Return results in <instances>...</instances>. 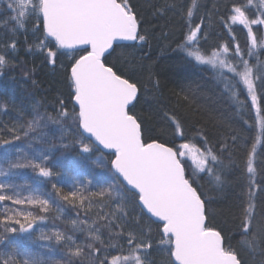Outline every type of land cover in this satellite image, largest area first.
<instances>
[{
  "label": "snow or ice",
  "instance_id": "obj_1",
  "mask_svg": "<svg viewBox=\"0 0 264 264\" xmlns=\"http://www.w3.org/2000/svg\"><path fill=\"white\" fill-rule=\"evenodd\" d=\"M5 4L7 18L3 26L6 27L11 22L12 31L26 30L27 20L33 17L36 19L35 31H41L42 26L43 38L38 39L37 48L40 51L47 49L46 59L50 64L55 63L58 55L65 54L60 50H67L70 54L68 80L74 102L71 113L64 106V100H60V110L56 117L37 114L26 125L10 131L22 132L27 138L48 122L63 127L65 122L71 121L69 127L74 125L79 130V137L74 140V144L79 146L81 155L101 152V157L93 163L102 169L107 168L105 160L108 158L104 156L103 150H109L108 156L112 157V182L105 185L96 180V190H93L95 177L86 182L73 179L67 190L63 185L58 187L57 183L51 185L57 197L84 212V218L81 219L78 213L71 225L73 232L86 233L89 242L78 245L73 235H67L59 229L51 234L41 232L40 239L51 241L54 238L57 244H64L68 256L74 258L68 260L67 264H75L77 260L80 264H85V258L87 264H156L149 259L152 243L147 237L150 229L149 233L143 230L139 234L132 230L126 233L124 225L119 222L128 215L127 199L123 193L130 192L141 212L150 214L149 220L155 218L152 223L157 225L160 234L158 243L164 246L162 251L166 254V259H162L160 264H244L235 249L225 247L222 231L208 226L207 218L212 211L209 205L212 201L202 197L194 178L197 172H208L215 177L217 185L222 187L224 179L222 174L216 173V167L230 168L231 157L225 164L221 155L211 148L201 150L187 142L174 148L155 139L146 142L142 122L132 112L139 99L137 83L130 76L116 70L115 64L108 61V56L115 51V41L148 40L146 34H141L142 20L131 6L130 0H0V6ZM176 7L175 3L165 4L157 12ZM195 7H198L196 0H192L186 11L187 17H192ZM250 8H255L256 13L250 15ZM228 11L227 19L231 25H241L247 29V55L256 56L255 66L250 64L249 59H245V53L238 43L231 52V60L227 45L213 49L210 53H205L198 46L194 47L201 30L199 24L189 29L181 47L187 50L186 54L196 63L210 65L213 70L221 69V76L225 72L231 73L232 88L236 89L232 93L233 97L238 95V86L243 85L251 98L252 106L259 113L261 109L257 103L256 81L264 82V61L259 59L255 50L264 49V39L257 36L252 26H264V0L234 3ZM231 25L226 24V27ZM8 47L14 49L15 42ZM124 62L130 65L129 72L135 71L134 61L125 56ZM7 64L6 55L0 54V68ZM224 78L228 79L227 76ZM156 86H159L158 81ZM170 119L175 125L176 134L183 137L180 121L174 115ZM259 123L264 129V117ZM20 139L19 134L12 137V140ZM235 139L233 137V141ZM12 140H0V145H9ZM255 147L253 144L247 159V172L251 175H255L256 171ZM193 150L195 170L189 176L186 174L184 158ZM226 150L227 146L222 145L221 153ZM20 151L21 149H17V152ZM49 158L48 152L44 150L36 151L31 157L25 153L15 160L5 152L0 155V162L7 167H0V176L11 174L13 169L23 168H30L39 177L49 180L54 176H61V173L53 172L47 166ZM9 187L11 185L0 183V203L10 201L12 205H28L38 208L39 213L44 215L20 208H6L4 212H0V264H49V260L40 253L23 251L15 239L9 238V234L34 231V225L38 226V222L47 220L49 212H59L60 205H54L50 198L45 199L39 194L24 198L18 194H3ZM93 208L99 210L90 221L89 213ZM254 221L255 205L249 203L243 211L240 234L245 238L244 243L252 254L258 253L264 257V222ZM136 223L139 224V219ZM101 228L107 229L109 241L123 240L128 254L102 257V251L114 249L116 245L105 240ZM54 264L61 262L55 261ZM260 264H264V259Z\"/></svg>",
  "mask_w": 264,
  "mask_h": 264
},
{
  "label": "trees",
  "instance_id": "obj_2",
  "mask_svg": "<svg viewBox=\"0 0 264 264\" xmlns=\"http://www.w3.org/2000/svg\"><path fill=\"white\" fill-rule=\"evenodd\" d=\"M175 3L172 10L157 12L165 4ZM198 7L193 8L191 18L187 17V8L192 0H130L131 6L141 18V34H146V42L116 44L115 51L108 56V61L115 64L116 70L124 73L137 83L139 99L132 108L142 122L143 135L146 142L155 139L169 147H177L181 143H189L195 148H211L221 155V160L227 164L229 156L232 166L221 169L216 167V173L222 174L223 186L217 185L215 177L208 172H197L196 185L202 197L211 200L209 207L212 211L207 218L209 227L221 230L224 235L225 247L235 249L244 264H260L264 259L258 253L252 254L246 247L240 232V222L244 208L249 203L255 205L256 222H264V129L259 121L264 117V82L256 81L258 107L252 106V101L243 85H239L236 98L233 97L232 74L224 73L228 79L221 76V69L213 70L210 65H201L186 54L181 45L190 28L201 25L198 32L197 45L205 53L227 45L231 52L238 43L249 59L251 65L257 63L256 56L248 57L247 29L241 25H231L227 19L229 8L234 3H246V0H196ZM6 4L0 6V54H5L8 64L0 68V140H12L13 135L19 134L20 140H12L9 145H0V155L7 152L11 159L25 153L29 157L36 151L44 150L49 154L47 166L53 172L62 175L52 177L51 180L39 177L30 168L13 169L11 174L0 176V183L11 187L3 192L5 195L18 194L21 198L39 194L45 199H51L60 205V211L47 214L45 221L34 225V231L28 233L9 234L15 239L20 248L26 252L40 253L49 264L74 259L68 256L67 247L57 244L55 239L45 241L40 239V233L51 234L59 229L67 235H73L76 244L89 241L86 233L73 232L71 222L81 219L84 212L56 196L52 183L63 185L65 190L73 183V179L86 182L93 180V190H96V180L105 185L111 183L110 159L105 160L107 168H98L93 161L101 157V152L80 154L79 146L74 140L79 137V130L71 121L64 126L48 122L29 137L22 132H12L10 129H19L21 125L33 119L37 114L57 116L60 100H64L65 107L71 113L74 104L70 95L68 68L70 54L58 55L55 63L50 64L47 59V50L36 51L34 40L22 31L14 32L11 22L5 27L4 20ZM256 9L250 8L249 14H255ZM36 24V23H35ZM34 24V25H35ZM231 25V27H226ZM253 30L260 39H264V26L253 25ZM43 37V31H36ZM16 47L10 48L12 42ZM261 61H264V49L255 50ZM82 54V53H78ZM123 54V55H122ZM125 56L134 61L135 71L129 72L130 65L124 62ZM242 67V66H241ZM159 86H156V82ZM187 97V99H185ZM175 116L182 125L183 137L176 134L175 125L170 117ZM35 137V138H34ZM233 137H236L233 141ZM87 142V141H85ZM255 144L254 167L255 175L247 172L248 153ZM31 145V147H29ZM67 145V147H65ZM227 150L221 153V146ZM17 149H21L17 152ZM195 154V150L191 151ZM194 156V155H193ZM189 154L184 158L186 174L193 175L195 165ZM0 167L7 165L0 162ZM127 199L125 220L119 221L124 225V231H135L138 234L150 229L148 239L151 240L150 256L156 264H160L164 255L159 245L160 234L157 225L137 207V201L130 192H124ZM113 207H115L113 205ZM6 208H20L39 213L38 208L28 205H12L10 201L0 203V212ZM99 209L93 208L89 213V220L95 218ZM59 217V218H57ZM139 219V224L136 220ZM101 224L103 222H100ZM16 227H19L18 225ZM105 240L116 247L107 248L100 255L109 258L115 255H127V245L123 240H108V231L101 228ZM6 247V246H5ZM123 248V251H121ZM166 255V254H165ZM22 259V258H21ZM80 264V261H75ZM85 264H87L85 258Z\"/></svg>",
  "mask_w": 264,
  "mask_h": 264
},
{
  "label": "rangeland",
  "instance_id": "obj_3",
  "mask_svg": "<svg viewBox=\"0 0 264 264\" xmlns=\"http://www.w3.org/2000/svg\"><path fill=\"white\" fill-rule=\"evenodd\" d=\"M36 23V19L33 17V18H30L27 20V23H26V30H20L24 33H28L34 40V48L36 51H40L38 48H37V42H38V39H42L43 37H40L39 34H37V32L35 31V28H34V24ZM47 50V49H45ZM44 51V50H43ZM192 157L193 155L195 156V154H192L191 152L189 153ZM146 232H149V230ZM149 259L152 260L151 256H149ZM162 259H166V255L164 253V255L161 257V260Z\"/></svg>",
  "mask_w": 264,
  "mask_h": 264
},
{
  "label": "water",
  "instance_id": "obj_4",
  "mask_svg": "<svg viewBox=\"0 0 264 264\" xmlns=\"http://www.w3.org/2000/svg\"><path fill=\"white\" fill-rule=\"evenodd\" d=\"M122 43H134V42H132V41H115L114 42V45H116V44H122ZM64 51H67V50H64ZM109 51H111V50H109ZM73 102V101H72ZM73 104H74V102H73ZM86 135V134H85ZM151 142V141H150ZM167 146V145H166ZM103 152H105V153H109V150H107V149H104L103 150ZM110 167H111V165H110ZM145 213H146V210H145ZM147 216L149 217L150 216V214H147ZM151 220H155V218H151Z\"/></svg>",
  "mask_w": 264,
  "mask_h": 264
}]
</instances>
